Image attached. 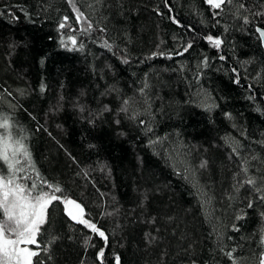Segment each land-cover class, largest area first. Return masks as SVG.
Here are the masks:
<instances>
[{
  "label": "trees",
  "instance_id": "1",
  "mask_svg": "<svg viewBox=\"0 0 264 264\" xmlns=\"http://www.w3.org/2000/svg\"><path fill=\"white\" fill-rule=\"evenodd\" d=\"M74 2L93 24L88 34L69 0H0V114L41 175L109 236L106 245L57 202L40 238L51 247L39 259L99 264L103 248L104 264L117 255L120 264H232L223 247L252 264L264 251V204L248 208L256 194L234 185L244 160L249 175H264V46L256 31L264 16L251 15L264 12V0H237L250 10H242L249 24L234 8L214 17L205 0H168L171 12L165 0ZM64 16L69 27L60 29ZM72 34L77 46L64 47ZM208 35L223 40L220 48Z\"/></svg>",
  "mask_w": 264,
  "mask_h": 264
},
{
  "label": "snow or ice",
  "instance_id": "2",
  "mask_svg": "<svg viewBox=\"0 0 264 264\" xmlns=\"http://www.w3.org/2000/svg\"><path fill=\"white\" fill-rule=\"evenodd\" d=\"M69 3L72 5L75 21L77 23L87 21V26L82 27L80 30L85 34L90 33L93 29L92 22L88 20L84 11L77 7L74 0H69ZM205 3L215 10L213 12L214 17L220 16L225 11V8H228L230 12L234 8L233 14L235 17L242 19L244 24L252 22L249 19V15H242V10L245 12L250 11L243 2H237V0H205ZM165 5L171 12L172 7L168 0H165ZM160 14L162 15L163 13ZM251 15L253 17L264 16V12H251ZM169 18L177 24L180 23L174 16L170 15ZM69 19V16L63 17L62 22L59 24L60 29L69 27ZM256 31L261 38H264V28L257 27ZM206 39L215 48H220L223 43L220 37L212 35H208ZM69 43L73 48L77 46L78 38L76 35L72 34L67 36V40H61V44L66 48ZM80 47L83 48V45L81 44ZM104 47L111 49V45L108 43H105ZM191 47L192 44L189 42L182 51L176 52V55L182 56ZM164 55L166 54L163 52L152 53L153 57ZM168 56L171 58V54H168ZM221 59H224V57H221ZM127 62V60H124V63ZM204 64L205 66L207 65V58H205ZM43 90L44 86L42 85L41 91ZM140 91L143 92L144 89L142 88ZM8 95H11V93ZM124 104L125 107L121 110L127 111L128 101H124ZM141 123H144V121H141ZM0 131L4 132L3 135H0V264H45V261L39 259V257L49 252L51 241L42 246L40 238L42 229L46 230L45 226L50 225L48 210L50 206L57 202L63 206V211L71 221L84 226L92 234L98 235L107 245L109 236L91 218H86L84 205L75 199L68 198L65 195V190L62 189L58 182H50L41 175L39 169L36 168L31 152L24 142V138L17 139L12 135L13 122L9 116L0 114ZM226 142L231 145L232 153L240 156L239 149L241 145L230 138ZM21 157H23L24 164H27V169L21 163ZM201 167H204V164ZM25 171L29 172V174L23 175L22 173ZM241 172L244 174V178L237 179L234 188L238 191L239 188L247 185L256 194L254 200L247 202V207L253 208L257 200L264 204V175L259 178L249 175L247 160L243 161ZM237 176L239 177L240 173H237ZM201 195L205 194L201 193ZM231 198L229 197V199ZM205 202L207 203L208 201L206 200ZM261 216H264V213H261ZM236 219H243V216H237ZM233 228L239 231V229L235 228V225H233ZM90 239L91 237L87 238L85 243L87 244ZM217 239H222V233L217 234ZM259 244L264 249V230L261 231ZM220 250L231 260L232 264H245L244 261L236 258V248L224 251L223 247H221ZM48 258L50 259L51 257L49 256ZM97 260L99 264H104L105 251L103 248L98 250ZM115 264H120L118 255L115 257ZM252 264H264V251L259 253L252 261Z\"/></svg>",
  "mask_w": 264,
  "mask_h": 264
},
{
  "label": "water",
  "instance_id": "3",
  "mask_svg": "<svg viewBox=\"0 0 264 264\" xmlns=\"http://www.w3.org/2000/svg\"><path fill=\"white\" fill-rule=\"evenodd\" d=\"M257 27L264 28V26H262V25H260V24H257V25H256V28H257ZM260 39H261L262 44H263V46H264V38H261V37H260Z\"/></svg>",
  "mask_w": 264,
  "mask_h": 264
},
{
  "label": "rangeland",
  "instance_id": "4",
  "mask_svg": "<svg viewBox=\"0 0 264 264\" xmlns=\"http://www.w3.org/2000/svg\"><path fill=\"white\" fill-rule=\"evenodd\" d=\"M4 134V132L3 131H0V135H3ZM71 199H73V198H71Z\"/></svg>",
  "mask_w": 264,
  "mask_h": 264
}]
</instances>
